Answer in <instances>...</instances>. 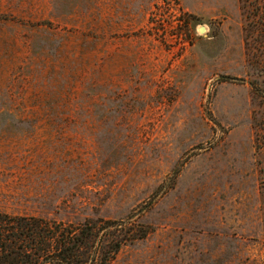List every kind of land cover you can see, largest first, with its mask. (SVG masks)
Wrapping results in <instances>:
<instances>
[{"label": "rangeland", "instance_id": "obj_1", "mask_svg": "<svg viewBox=\"0 0 264 264\" xmlns=\"http://www.w3.org/2000/svg\"><path fill=\"white\" fill-rule=\"evenodd\" d=\"M0 213L264 264V0H0Z\"/></svg>", "mask_w": 264, "mask_h": 264}, {"label": "trees", "instance_id": "obj_2", "mask_svg": "<svg viewBox=\"0 0 264 264\" xmlns=\"http://www.w3.org/2000/svg\"><path fill=\"white\" fill-rule=\"evenodd\" d=\"M256 20L263 22L260 16ZM97 224L0 213V264H111L124 241L111 230L119 225Z\"/></svg>", "mask_w": 264, "mask_h": 264}, {"label": "water", "instance_id": "obj_3", "mask_svg": "<svg viewBox=\"0 0 264 264\" xmlns=\"http://www.w3.org/2000/svg\"><path fill=\"white\" fill-rule=\"evenodd\" d=\"M199 31L203 33L204 32V28H200Z\"/></svg>", "mask_w": 264, "mask_h": 264}]
</instances>
